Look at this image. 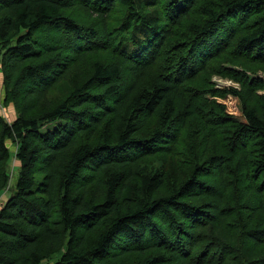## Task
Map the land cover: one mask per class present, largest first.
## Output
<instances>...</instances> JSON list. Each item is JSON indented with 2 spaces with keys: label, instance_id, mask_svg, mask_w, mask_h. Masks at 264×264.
I'll return each instance as SVG.
<instances>
[{
  "label": "trees",
  "instance_id": "trees-1",
  "mask_svg": "<svg viewBox=\"0 0 264 264\" xmlns=\"http://www.w3.org/2000/svg\"><path fill=\"white\" fill-rule=\"evenodd\" d=\"M0 69V264H264V0H0Z\"/></svg>",
  "mask_w": 264,
  "mask_h": 264
},
{
  "label": "rangeland",
  "instance_id": "rangeland-1",
  "mask_svg": "<svg viewBox=\"0 0 264 264\" xmlns=\"http://www.w3.org/2000/svg\"><path fill=\"white\" fill-rule=\"evenodd\" d=\"M76 17L79 18V20H81L83 22V24H86V25L91 24V22H93V21H90L89 18L80 17L77 14H76ZM105 57L106 56H102V55L101 56H96V58L101 59L104 62L107 60V59H105ZM96 58H94V59H96ZM89 62L90 63L92 62V58L89 60ZM123 69H125L123 71V76H124L123 83H128L127 82L128 81L127 79L130 78L128 76V73H127L128 70L126 69V67L124 65H123ZM88 76L89 75L87 74V72L86 71L84 72V70L82 69V67L79 66L78 68H76V70L73 71L72 74H70L68 76L67 83H65L66 81L63 80L62 82H64V83L60 82V84L55 87V89L50 94V99H52L54 101H56V100H58L60 98H61V100L64 99L63 95L66 92L70 93L71 91L74 90V88L76 86H81V84L84 81V77L85 78H88ZM255 77L259 78L263 82V84H264V69L263 70H259L257 72V74H256ZM139 81H140L139 82L140 86H143L146 83L148 84V80L146 79V77L145 78H142ZM208 85L214 86V88L215 89H218V90H228V89H236V90H239V88H240L237 83H235V82H233V81H231L229 79L223 78L221 76H218V75H213L212 77H209ZM4 88H5L4 87V78H3V75H2V72H1V69H0V117L5 122L11 123L17 117V105H18V102H17V105L14 102H7L5 100V91H4L5 89ZM261 92H259V93H261ZM235 99L236 98L234 96H232V95H229L227 97V102L228 103H226V104H227V107L229 108V110L231 108V110H230L231 112H235L236 111V108L234 106L235 101H236ZM178 101H176V104L177 105H178ZM182 107H183V105H182ZM182 107H180V108L178 107V109L181 110ZM45 109H46V106L43 105V104H41L40 106H38L35 109V112H41V111L43 112V111H45ZM150 122H152V125L151 126H153L154 125V121L152 120ZM55 126H56V123L49 124V125L44 126L42 128V130L52 129ZM198 135H199V138H200L201 137L200 130H199V134ZM181 144H183V143H181ZM7 147L9 148L11 154H14L16 152L17 145L15 143H12L11 141H8L7 142ZM177 156H178L179 159H181V158H183L185 156L184 153H182L181 147H179V146H177V148H176V157ZM174 159H175V157H174ZM151 162H152L153 165L160 166L159 165L160 160L152 159ZM15 166H16V163H15L14 160H12V162H11V171H10V175H11L10 177H11V180H12V184L14 183V181H15V179L17 177V167H15ZM169 174H171L170 171H168V173H166L165 176H169ZM91 175L92 174L90 172H86L85 173V171L83 170L82 173L79 175V179H78L77 182L79 183L81 181H84L85 178L90 177ZM12 184H11V186L9 188L6 189L5 194H3V201H5L10 196V191L12 189ZM170 189H171V186L167 185L164 189H162L158 193V195H163V194L170 193L169 192ZM219 191H221V188H219ZM58 258L59 257L57 255H54L49 261L44 262L42 264H53L54 262H56V260Z\"/></svg>",
  "mask_w": 264,
  "mask_h": 264
},
{
  "label": "built area",
  "instance_id": "built-area-1",
  "mask_svg": "<svg viewBox=\"0 0 264 264\" xmlns=\"http://www.w3.org/2000/svg\"><path fill=\"white\" fill-rule=\"evenodd\" d=\"M6 192V191H5ZM5 192H4V194H5ZM2 205V202H1V200H0V206Z\"/></svg>",
  "mask_w": 264,
  "mask_h": 264
},
{
  "label": "crops",
  "instance_id": "crops-1",
  "mask_svg": "<svg viewBox=\"0 0 264 264\" xmlns=\"http://www.w3.org/2000/svg\"><path fill=\"white\" fill-rule=\"evenodd\" d=\"M1 201H2V203L4 202V201H3V197H1Z\"/></svg>",
  "mask_w": 264,
  "mask_h": 264
}]
</instances>
